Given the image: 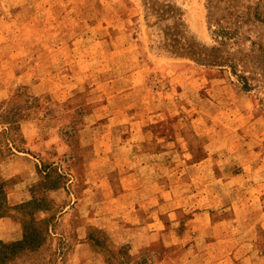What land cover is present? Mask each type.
<instances>
[{"label":"rangeland","instance_id":"374dc122","mask_svg":"<svg viewBox=\"0 0 264 264\" xmlns=\"http://www.w3.org/2000/svg\"><path fill=\"white\" fill-rule=\"evenodd\" d=\"M218 1L214 0L213 4ZM26 3L32 5L35 13L30 31L23 7ZM7 4L18 7L9 9ZM208 4L209 0H0V18H6L0 23V109L18 121L11 132L12 152L27 153L28 143L22 129L27 121L37 122L44 136L58 132L68 153L47 164L60 163L65 177L61 182L71 186L70 182L77 180L71 191L81 198L87 190L86 151L82 147L81 131L90 124L97 133L118 127L128 136L139 118L145 116V123L140 124L170 141L187 132L190 144L186 146L190 145L196 152L202 145L199 139L219 140L228 135L232 139L231 147L215 144L217 149H214L220 150L218 153L190 155L186 162L206 161L209 207L213 214L231 217L234 203L238 201H241L239 209L244 206L245 211H263L264 135H256L257 140L250 146L240 140L243 138L249 143L256 130L263 131L253 123V117L264 121V90L259 87L246 92L229 71L206 69L188 59L174 58L164 48L165 30L173 22L166 21L152 28L146 18L147 10L154 23L157 11L176 8L190 37L212 47ZM238 6L264 11V0H239ZM255 34L264 38V29ZM29 36L32 45L27 50ZM45 61L51 64L44 67ZM29 79L31 84L46 79L51 88L45 91L46 87L42 86L44 91H34L27 85ZM91 114L94 118L85 121ZM107 116L116 119L110 123L105 119ZM5 127L0 125V131ZM86 141L84 138L85 144ZM10 158L6 154L0 162ZM4 163L0 165V182H6L7 193L17 178L9 179L5 175ZM178 168L182 173V166ZM196 173H190L191 179L197 177ZM249 178L253 179L255 188H251ZM216 180L230 183L217 184ZM195 189L186 188L190 192ZM37 193L40 199L44 196L42 190ZM252 193L256 197L254 205L245 201ZM45 198L49 204L48 215L55 214L57 220L68 201L58 203L48 194ZM194 210L192 206L191 211ZM88 211L75 209L73 218L61 224L54 222L56 227L49 243L36 253L20 256L13 264H70L75 243L73 223L77 222L76 217L80 220L82 212ZM187 217L181 219L176 229L183 243L217 241L211 227L199 234L195 232V223L186 225ZM263 218L264 215L257 218L261 222L257 228L264 226ZM241 221L243 228L238 230V239L257 243L264 239L263 228L258 229L257 236L249 235V228H244L253 221ZM95 228L103 231L94 229L92 233L93 244L97 245L92 248L94 257L98 258L96 264H175V260L183 258V245L172 246L171 240L167 241L162 233L155 235L157 241L150 247V236H145L141 252L132 255L128 245H116L104 229Z\"/></svg>","mask_w":264,"mask_h":264},{"label":"crops","instance_id":"0c3cea01","mask_svg":"<svg viewBox=\"0 0 264 264\" xmlns=\"http://www.w3.org/2000/svg\"><path fill=\"white\" fill-rule=\"evenodd\" d=\"M7 6L9 9L18 7L17 4H7ZM23 7L27 11V27L30 31L35 13H33L32 5L26 3ZM4 19L6 18L1 17L0 23ZM31 45L29 36L27 50L31 48ZM50 64L45 61L42 65L48 67ZM27 85L32 86L34 91L37 89L44 91L42 86L46 87L45 91L51 88L47 86L46 79H40L33 84L29 79ZM62 89L63 87L59 90L62 91ZM62 93L64 94L65 91ZM242 101L246 102V99L242 98ZM94 116L89 115L85 121H91ZM105 119L111 123L116 117L107 116ZM118 119L121 120L122 117ZM253 120H255L253 123H257L264 131V121L256 117H253ZM250 122L252 123V120ZM140 123H145V116L139 118L136 128L128 136L118 127L102 133H97L92 124L85 127L81 131L82 147L86 151L84 160L87 171V190L84 196L80 198L71 191V187H74L73 184L77 181L75 179L70 182L71 186L67 185L63 189L48 194L58 203H67L58 214L56 224L73 218L72 213L75 209L89 210L82 212L81 221L76 217L78 220L73 223L75 243L70 256V264H85L87 260L89 264H96L95 260L98 261V258L94 257L88 240L91 229L95 227L104 229L116 245H128L132 255H138L141 252L140 249L145 244L143 243L145 236H150L149 240L152 242L148 245L150 247L157 241L155 235L162 233L167 241L171 240L172 246L183 245V258L175 260V264H264V239L257 243V241H241L237 238L238 230L243 228L241 219L253 221L244 228H249V235L257 236L258 229H264L263 225L257 228V225L261 223L257 222V218L264 215V210L256 213L250 210L245 211L244 206L239 209L241 201H238L234 203L236 207L231 217L222 216L218 212L213 214L211 206L209 207L208 188L210 184L206 161L186 162L190 155L206 154L209 151L213 154L218 153L220 150L214 149L215 144L231 147L232 139L228 138V135L220 137L219 140L215 137L213 140L199 139L202 145L196 152L190 145L186 146L190 144V136L187 132H183L176 141H170L161 134L153 133ZM22 129L28 143L27 153H17L3 165L5 175L9 179L17 178L7 192L8 203L11 207L31 201L32 187L45 174L43 167L48 161L61 159L68 153L67 146L58 132L44 136L42 131L39 132V124L34 121H27L22 125ZM237 129L240 130L239 127ZM262 132L256 130L255 137H251L249 143H246L243 138L240 141L250 146L252 141L257 140V136L264 135ZM84 138L87 139L86 144ZM180 162L182 164H178ZM52 164L60 166L58 162L48 165ZM180 166L183 168L182 173L178 170ZM192 171L198 172L194 179L190 176ZM251 181L253 179L249 178L248 183L251 188H255ZM215 182L217 184L230 183L225 180ZM187 187L197 189L190 192L186 190ZM245 201L254 205L256 203L254 193L245 198ZM192 206L195 207L193 212L191 211ZM186 215H188L186 225L190 226L195 223V232L199 234H203L211 227L217 241L209 244L183 243L182 238L179 237L181 233L176 229L179 228L181 219ZM22 235L23 230L19 220L14 217L0 219V241L14 243V241L21 240ZM203 255L207 257L203 258Z\"/></svg>","mask_w":264,"mask_h":264},{"label":"trees","instance_id":"16d2710c","mask_svg":"<svg viewBox=\"0 0 264 264\" xmlns=\"http://www.w3.org/2000/svg\"><path fill=\"white\" fill-rule=\"evenodd\" d=\"M218 2L224 8L217 2L214 5V0H209L207 6L212 47L200 44L190 37L183 24L182 14L176 8L157 11L154 23H151L148 10L146 18L152 28L166 21L173 22L165 30L164 48L174 58L188 59L206 69L229 71L246 92L259 87L264 90V38L255 34L264 29V11L258 7L254 11L250 6L239 8V0ZM15 119V116L10 117L8 112H1L0 109V125L7 126L0 131V159L6 154L11 157L16 155L12 152L14 143L11 137L13 127L18 123ZM4 162H0V165ZM43 172L45 174L41 180L31 189L32 200L16 207H11L8 203L6 182H0V219L14 217L20 221L23 230L19 241H0V264H13L24 254L40 251L49 243L53 230L55 231L56 215H48L49 204L45 195L65 188L66 185L61 182L65 177L57 166L47 164L43 167ZM38 190L44 193L41 199L38 198ZM94 229L103 233L97 228L91 229L88 240L92 248L97 246L96 243L93 244ZM149 251L153 252L152 249Z\"/></svg>","mask_w":264,"mask_h":264}]
</instances>
